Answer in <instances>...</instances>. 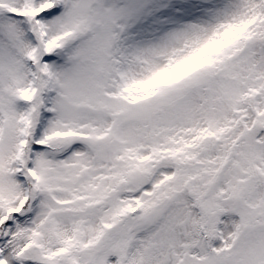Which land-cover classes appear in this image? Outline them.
<instances>
[{"label":"snow or ice","instance_id":"snow-or-ice-1","mask_svg":"<svg viewBox=\"0 0 264 264\" xmlns=\"http://www.w3.org/2000/svg\"><path fill=\"white\" fill-rule=\"evenodd\" d=\"M0 264H264V0H0Z\"/></svg>","mask_w":264,"mask_h":264}]
</instances>
